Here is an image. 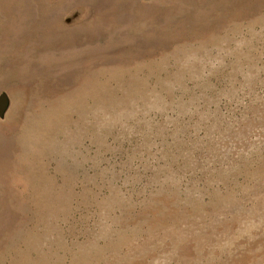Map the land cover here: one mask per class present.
<instances>
[{
    "label": "rangeland",
    "instance_id": "rangeland-1",
    "mask_svg": "<svg viewBox=\"0 0 264 264\" xmlns=\"http://www.w3.org/2000/svg\"><path fill=\"white\" fill-rule=\"evenodd\" d=\"M0 264H264V0H0Z\"/></svg>",
    "mask_w": 264,
    "mask_h": 264
}]
</instances>
